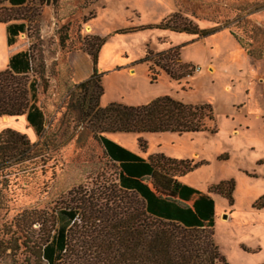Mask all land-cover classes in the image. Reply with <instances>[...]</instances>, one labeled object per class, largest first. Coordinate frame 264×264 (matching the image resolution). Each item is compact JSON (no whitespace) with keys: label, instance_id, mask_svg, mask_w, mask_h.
Returning a JSON list of instances; mask_svg holds the SVG:
<instances>
[{"label":"rangeland","instance_id":"obj_1","mask_svg":"<svg viewBox=\"0 0 264 264\" xmlns=\"http://www.w3.org/2000/svg\"><path fill=\"white\" fill-rule=\"evenodd\" d=\"M172 14L176 21L212 32L199 37L168 29L131 30L157 25ZM0 17L25 22L20 40L31 56L28 79L36 80L35 103L45 117L41 135L29 140L39 144L41 155L14 156L0 166V239L12 248L6 250V263L43 264L34 253L52 235L57 207L104 193L125 195L129 207H137L135 195L118 190L117 166L104 156L97 134L70 108L71 78H84L92 69L87 56L74 53L98 36L104 39L95 64L102 72L100 107L110 102L137 106L169 96L185 104H209L215 128L213 133L107 138L144 158L160 153L197 164L180 181L198 191L231 181V204L213 196L214 244L226 264H264V207H252L264 194V0H28L14 11L1 10ZM1 29L0 49H5ZM170 47H177L179 61L194 70L174 80L155 68L156 80L150 81L140 61L145 51Z\"/></svg>","mask_w":264,"mask_h":264},{"label":"trees","instance_id":"obj_2","mask_svg":"<svg viewBox=\"0 0 264 264\" xmlns=\"http://www.w3.org/2000/svg\"><path fill=\"white\" fill-rule=\"evenodd\" d=\"M176 18L172 14L157 25L131 30L168 29L199 37L212 32L199 30L189 21H176ZM9 19L15 18L0 17L4 21ZM5 31L9 46L25 32V22L6 25ZM127 31L130 29L116 32ZM103 43L104 39L98 36L84 42L82 51L89 57L92 71L86 79L73 84L70 108L97 134L104 156L117 166L118 190L135 195L137 207H129L125 195L107 193L103 197L89 195L76 199L74 205L57 207L52 215L56 227L36 247L34 257L43 264H226L212 238L214 206L208 193H216L231 204V181L209 186L207 193H202L178 181L197 164L170 159L160 153L144 160L103 137L106 133H213L212 107L207 103L185 104L169 96H159L137 106L110 102L100 107L102 72L95 70V64ZM240 46L252 56L249 49L243 44ZM140 61L147 65L150 81L156 80L155 68L174 80L189 76L194 70L179 61L177 47L157 53L146 50ZM29 62L28 49L19 51L9 57V68L0 71V117L24 115L36 136H40L43 113L35 103L36 80L26 75L32 74ZM18 65L22 67V75L14 71ZM137 144L139 149H144L141 138ZM38 145L29 142L24 134L2 129L0 166L14 156L28 160L39 157ZM100 198L104 201L99 202ZM252 207H264V194ZM71 246L76 248L73 250ZM8 249L12 248L0 239V264H8L4 261Z\"/></svg>","mask_w":264,"mask_h":264},{"label":"crops","instance_id":"obj_3","mask_svg":"<svg viewBox=\"0 0 264 264\" xmlns=\"http://www.w3.org/2000/svg\"><path fill=\"white\" fill-rule=\"evenodd\" d=\"M27 2H28V0H0V11L1 10H3V11H14L16 9H19V8L25 6V4ZM18 23H23V21L20 20V19H9V20H5V21L4 20H0V25L2 26L1 30H2V32L4 34V41H5V49H0V53H1V57H0L1 58L0 59V71H3L5 69L9 68L8 60H9L10 56H12L13 54H15V53H17L19 51H25L27 49L26 42H23V41L20 40V36L22 34L18 35V37L15 39L13 44H11L9 46L6 44V31H5L6 25L18 24ZM79 53L87 56L82 51H79V52L74 53V54H79ZM70 57H71V55L68 58V66H69V68H70V65H69ZM88 59H89V57H88ZM30 63L31 62H29V64ZM14 71L16 73H18V75H22L21 73H22L23 70H22V67L18 65V66H16V69H14ZM70 71H72V70L70 69ZM91 71H92V69H91ZM91 71L84 78H81V79H79V78H71L72 83L76 84V83L86 79L90 75ZM26 75L30 76L31 73L29 72ZM43 120H44V122H43V128H44V126H45L44 114H43ZM5 128H8V129L14 130L16 132H19L21 134H24L28 140H35V138L37 137L35 132H34V130H33V128L26 122L24 115H20V116H2V117H0V131L2 129H5ZM108 134H114V133H106V134L103 135V137H105L106 139L114 142L113 140L107 138ZM143 134H146V133H143ZM115 144H117V143H115ZM117 145L120 146V144H117ZM122 148H124V147H122ZM124 149H126V148H124ZM128 151H130V150H128ZM130 152L134 153L135 155L139 156L140 158H142L144 160H147V158H148V157L144 158L139 151H130ZM155 154H157V153H155ZM180 178L181 177L178 178V181L180 183H182L180 181ZM202 193H207V192H202ZM208 195L213 200V196L217 195V194L216 193H208ZM213 206H214V200H213Z\"/></svg>","mask_w":264,"mask_h":264},{"label":"water","instance_id":"obj_4","mask_svg":"<svg viewBox=\"0 0 264 264\" xmlns=\"http://www.w3.org/2000/svg\"><path fill=\"white\" fill-rule=\"evenodd\" d=\"M224 217V216H223Z\"/></svg>","mask_w":264,"mask_h":264}]
</instances>
